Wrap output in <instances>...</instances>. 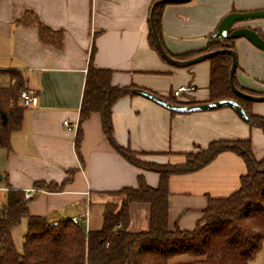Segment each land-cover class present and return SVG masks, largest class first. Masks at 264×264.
Wrapping results in <instances>:
<instances>
[{"label":"crops","instance_id":"0c3cea01","mask_svg":"<svg viewBox=\"0 0 264 264\" xmlns=\"http://www.w3.org/2000/svg\"><path fill=\"white\" fill-rule=\"evenodd\" d=\"M154 2L0 0V69L20 72L26 88L37 97L35 106L25 107L20 129L10 136L9 150L0 149V180L4 178L9 187L25 191L35 189L36 181L60 186L68 177L67 171L72 170L61 190H36L32 194L28 203L31 215L77 218L83 223L87 219V228H91L88 208L94 204L101 215L103 204L111 201V191L137 187L139 176L149 187L159 184L157 172L130 164L111 147L98 113H91L82 123L79 155L75 151L78 110L91 44L94 66L112 70V85H133L164 99L173 97L180 103L207 102L208 58L175 64L150 45L149 12ZM262 9L264 0L168 3L161 16L162 47L169 56L201 50L225 15ZM27 14L51 31H61V47L41 42L35 26L21 24ZM233 27L264 34V17L238 21ZM234 45L235 82L245 89L264 92V51L245 38L234 39ZM249 107L254 115L264 118L263 101L251 102ZM111 123L112 137L118 146L137 151L142 160L157 164L182 163L186 153L223 139L249 138L255 159L264 157V129L250 127L229 107L171 113L133 93L115 101ZM245 171L243 160L225 151L199 170L170 174L168 226L192 229L208 197L231 194ZM4 183H0L3 194ZM121 200L119 196L118 207ZM148 216L147 203H132L127 230L145 231ZM92 222V228L99 227L101 219ZM18 226L24 231L25 220ZM15 246L19 250L16 242Z\"/></svg>","mask_w":264,"mask_h":264},{"label":"trees","instance_id":"16d2710c","mask_svg":"<svg viewBox=\"0 0 264 264\" xmlns=\"http://www.w3.org/2000/svg\"><path fill=\"white\" fill-rule=\"evenodd\" d=\"M165 5L157 4L153 9V22L162 46L161 16ZM21 24L35 26L41 42L55 48L61 47L62 32L51 31L35 16L25 15ZM257 33L264 40V34ZM148 38L150 45L158 50L151 32ZM218 49H232L236 53L233 39L210 37L201 50L170 56L185 60ZM93 54L94 47L91 44L74 139L77 155L82 138L81 125L91 113H98L101 128L111 147L130 164L157 172L159 184L156 188L149 187L139 176L137 187L111 191V195L122 197L120 206L112 202L104 203L100 226L86 228L83 221L75 224L69 218L31 215L28 203L32 197L24 198L23 190L9 187L4 183V178L1 179L0 183H4L6 189L0 200V264H248L264 240V157L255 159L251 140L246 138L212 141L205 148L186 153L184 161L179 164H157L138 159L137 151L114 142L111 123L113 104L121 97L132 95L134 87L112 85V70L95 67ZM208 60L207 102L234 99L250 117L248 125L264 129V118L254 115L250 110L252 101L236 96L229 86L231 56L226 52L218 53ZM234 83L247 94L264 95V92L239 86L235 80ZM26 89L20 72L0 69V149L9 150L11 134L21 127L25 107L20 105L18 97ZM165 99L175 104L192 103H180L173 97ZM225 151L236 154L244 162L246 171L240 176L238 188L225 197H208L192 229L170 228L168 176L199 170ZM67 172L64 183L72 175V170ZM62 185L42 181L33 184L35 189L45 191H59ZM132 203L149 205L148 227L145 231L127 230L129 206ZM22 220H25V230L21 249L18 250L12 231ZM179 256H187L188 259L172 262Z\"/></svg>","mask_w":264,"mask_h":264},{"label":"water","instance_id":"95a60500","mask_svg":"<svg viewBox=\"0 0 264 264\" xmlns=\"http://www.w3.org/2000/svg\"><path fill=\"white\" fill-rule=\"evenodd\" d=\"M190 0H156L149 12V24L152 36L154 38L155 44L159 50V52L162 54V56L167 59L168 61L175 63V64H190L202 59L209 58L213 55H216L218 53H228L231 56V63L228 73V81L229 86L232 90V92L243 99L249 100V101H263L264 102V95H251L247 94L241 90H239L234 83V72L236 69V55L235 52L232 49H218L213 51H208L199 55H196L194 57L185 59V60H177L169 56L165 50L163 49L158 35L155 30L154 22H153V9L155 5L157 4H168V3H184L188 2ZM264 17V9L259 11H251V12H231L225 15L220 22L218 23L215 32L212 34L213 38L218 39H237V38H245L248 40L251 44H253L255 47L261 49L264 51V40L259 36V34L250 28L247 27H233V25L242 20H249V19H256ZM132 93H135L137 95H140L148 100H151L152 102L158 104L159 106L175 112V113H191V112H197V111H203V110H212L216 108L221 107H229L231 108L241 119L244 121H249L250 117L247 115V113L244 111V109L239 105L237 101L230 98L225 99H219L215 101L210 102H204V103H196V104H175L167 101L163 97L139 88L132 89ZM1 178V177H0Z\"/></svg>","mask_w":264,"mask_h":264},{"label":"rangeland","instance_id":"374dc122","mask_svg":"<svg viewBox=\"0 0 264 264\" xmlns=\"http://www.w3.org/2000/svg\"><path fill=\"white\" fill-rule=\"evenodd\" d=\"M197 150H194L193 152H195ZM141 153H137L136 154V157L140 160L141 159ZM145 161V160H143ZM4 197L3 195V191L0 190V200H2ZM112 203L114 204H117L119 202V196H112L111 197V201ZM96 209V210H95ZM88 210L91 211V228H92V225H93V221H96V220H100L101 219V215L99 212H96V211H99V209L97 210L96 206L94 204H91V207L90 209L88 208ZM100 222V221H98ZM98 226L96 225L95 228H97ZM24 234V231H21L19 226L16 228V230L14 231V239H15V242L17 244V247L19 248V250L21 249V242H22V236ZM188 257L187 256H179L175 259L172 260V262H179V261H184V260H187ZM249 264H264V240L262 241V245H261V248L260 250L257 252L255 258L253 261H251Z\"/></svg>","mask_w":264,"mask_h":264},{"label":"built area","instance_id":"2783aa9c","mask_svg":"<svg viewBox=\"0 0 264 264\" xmlns=\"http://www.w3.org/2000/svg\"><path fill=\"white\" fill-rule=\"evenodd\" d=\"M19 103L23 107H31L35 106L37 104V97L36 94L29 89L23 90L19 94ZM65 125H68L67 121L63 122ZM37 189H28L24 191V198L29 199L32 197V194L36 191ZM71 221L75 224L79 223V220L77 218H72ZM84 225L87 228V219L84 220Z\"/></svg>","mask_w":264,"mask_h":264}]
</instances>
